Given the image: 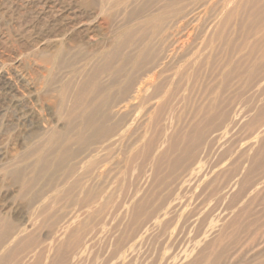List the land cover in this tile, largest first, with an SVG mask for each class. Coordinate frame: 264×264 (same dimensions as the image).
Returning <instances> with one entry per match:
<instances>
[{
	"label": "rangeland",
	"instance_id": "rangeland-1",
	"mask_svg": "<svg viewBox=\"0 0 264 264\" xmlns=\"http://www.w3.org/2000/svg\"><path fill=\"white\" fill-rule=\"evenodd\" d=\"M0 264H264V0H0Z\"/></svg>",
	"mask_w": 264,
	"mask_h": 264
},
{
	"label": "bare ground",
	"instance_id": "bare-ground-1",
	"mask_svg": "<svg viewBox=\"0 0 264 264\" xmlns=\"http://www.w3.org/2000/svg\"><path fill=\"white\" fill-rule=\"evenodd\" d=\"M38 1H39V0H38ZM102 3H103V2H102ZM60 4H61V3H60ZM103 5H104V4H103ZM104 7H105V6H104ZM102 8H103V7H102ZM102 8H101V10H102ZM50 12H51V11H50ZM54 14H55V13H54ZM81 21H82V20H81ZM77 24H78V23H77ZM86 26H87V25H86ZM127 36H128V35H127ZM123 41H124V40H123ZM126 41H127V40H126ZM122 46H123V45H122ZM118 49H119V48H118ZM109 56H110V55H109ZM118 60H119V59H118ZM100 70H101V69H100ZM87 80H88V79H87ZM85 83H86V82H85ZM3 85H4V84H3ZM137 90H138V89H137ZM88 118H90V117H88ZM88 122H89V121H88ZM99 130H100V129H99ZM107 131H108V130H107ZM110 132H111V131H108V133H107L109 136H110V134H109ZM105 133H106V132H105ZM105 133H104V134H105ZM111 133H112V132H111ZM95 134H96V133H95ZM104 134L101 135V137H102V136H105ZM96 135H97V134H96ZM108 135H107V136H108ZM65 137H66V136H65ZM62 138H63V137H62ZM103 138H104V137H103ZM68 145H69V144H68ZM103 206H104V205H103ZM51 217H52V216H51ZM48 218H49V217H48ZM59 222H60V221H59ZM66 222H67V221H66ZM69 234H70V233H69ZM32 243H33V242H32ZM69 245H70V244H69ZM1 246H2V245H1ZM63 248H64V247H63ZM74 251H75V250H74Z\"/></svg>",
	"mask_w": 264,
	"mask_h": 264
}]
</instances>
